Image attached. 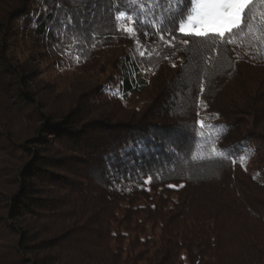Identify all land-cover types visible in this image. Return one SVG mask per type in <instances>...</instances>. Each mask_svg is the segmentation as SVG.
Returning a JSON list of instances; mask_svg holds the SVG:
<instances>
[{
	"label": "trees",
	"instance_id": "obj_1",
	"mask_svg": "<svg viewBox=\"0 0 264 264\" xmlns=\"http://www.w3.org/2000/svg\"><path fill=\"white\" fill-rule=\"evenodd\" d=\"M109 7L0 0V264H264V33L245 42L259 48L197 58L177 40L141 62ZM70 16L103 40L80 62L53 46ZM205 117L226 126L218 148L254 154L209 160L175 131ZM173 148L197 161L169 163Z\"/></svg>",
	"mask_w": 264,
	"mask_h": 264
},
{
	"label": "snow or ice",
	"instance_id": "obj_2",
	"mask_svg": "<svg viewBox=\"0 0 264 264\" xmlns=\"http://www.w3.org/2000/svg\"><path fill=\"white\" fill-rule=\"evenodd\" d=\"M72 2L80 3L83 0H72ZM260 4L264 6V0H260ZM255 7L254 0H126L123 7L121 0H110V7L107 11L113 24V30L134 41V52L141 62H144L152 59L153 51L160 45L175 48L177 40L182 41L184 45L182 50L188 56L197 58L208 47H211L216 55H219V46L237 44L247 49L259 48L258 39L245 43L253 34L259 37L261 33H264V11H259L257 14ZM93 28L94 25L89 24L85 27L83 21L77 23L75 17H67L64 22H61L59 30L54 33L56 43L53 46L62 56L80 62L84 58L85 46L95 49L98 43L103 42L99 38V33ZM196 41H199V45L193 51L192 46ZM164 59L168 60L171 57L165 56ZM210 62L211 57H208L206 63ZM188 63L187 59L181 62V73L185 75L182 81L184 88L189 86L188 81L192 79L191 74L185 73ZM172 66L176 65L173 63ZM150 70L151 67L141 68V74H146ZM196 76L198 79V63ZM205 88V83L200 81V96L204 95ZM176 103L174 97L173 104ZM179 106L181 112L184 113L186 111L185 102L181 101ZM192 106L206 108L202 99L199 104L194 103ZM199 115L200 113H196V116ZM207 119L205 117L195 120L191 126L181 124L175 131L185 137H190L194 142L198 137V147L200 145L209 146L212 153L207 157L209 160H229L235 165L238 160L243 162L254 154V150L248 149L245 155L236 158L234 151L218 148L216 142L221 138V130L226 129V126L207 124ZM171 152L175 160L169 163H175L177 167H181L185 162H188L191 167L197 161L191 149L178 152L173 148ZM201 159L204 158L201 157ZM137 175H140L139 171ZM153 178V175L147 176L144 183H151ZM169 187L176 186L169 185Z\"/></svg>",
	"mask_w": 264,
	"mask_h": 264
},
{
	"label": "rangeland",
	"instance_id": "obj_3",
	"mask_svg": "<svg viewBox=\"0 0 264 264\" xmlns=\"http://www.w3.org/2000/svg\"><path fill=\"white\" fill-rule=\"evenodd\" d=\"M260 178L264 182V174H261Z\"/></svg>",
	"mask_w": 264,
	"mask_h": 264
}]
</instances>
